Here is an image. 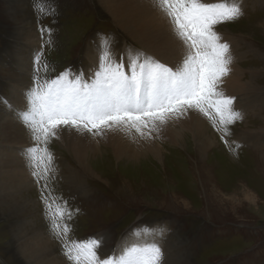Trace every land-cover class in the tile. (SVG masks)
Returning a JSON list of instances; mask_svg holds the SVG:
<instances>
[{
  "label": "rangeland",
  "instance_id": "1",
  "mask_svg": "<svg viewBox=\"0 0 264 264\" xmlns=\"http://www.w3.org/2000/svg\"><path fill=\"white\" fill-rule=\"evenodd\" d=\"M68 1L63 6L59 2L25 0L24 12H21L22 6L17 2L0 0V101H7V104L0 102V118L12 107V85L33 82L27 74L32 70L35 73L38 53L41 64H47L39 73L44 79L55 78L66 70L77 74L88 72L90 62L85 53H98L105 38L111 40L112 51L119 54L131 48L142 50L139 44L128 39L130 31H123L103 16L108 14L97 0ZM227 1L239 3L243 15L217 27L237 35L232 37L230 46L233 60L240 58L247 47L254 50L241 64L246 74L257 76L256 86L262 88L249 90L253 91L251 94L249 91L235 94L234 104L250 103L254 109L248 111L250 115L244 121L249 123V130L257 131L264 126V0ZM16 11L22 13L19 18ZM16 20H26V23L23 26L15 23ZM20 59L24 61L19 62ZM243 123L238 120L229 126L228 143L220 141L219 149L210 152V159L205 162L196 152L199 159L195 158L192 149L187 148L185 152L169 151L163 166L153 159L126 164L132 159L125 156L117 159L123 163H116L109 155L96 157L98 153L108 152L99 145L98 152H89L90 167L97 177L80 168L71 151L64 149L61 142L59 146V139H53L47 147L54 157L55 172L49 176L47 188L41 181L40 185L12 191V196L0 197V264H30L21 255L20 246L24 238H27L25 244H30L34 237L44 245L43 264H73L65 255L64 242L50 231L51 221L46 218L41 199V192L48 191L50 199L61 206L66 202L71 212V219L64 220L70 227L67 241L102 238L103 244L98 250L101 258L114 253L118 256L126 246L136 244L134 240L148 234L158 236L165 255L168 254V257L163 255V264H180L184 257L179 253L184 254L183 251L191 253L188 260L193 258L192 264H264V150L259 151L252 142L244 145L236 141L235 135ZM1 128L0 120V133ZM210 130L217 139L221 138V133L212 125ZM230 151L241 165L235 167L227 162ZM191 158L196 160L195 170L191 167ZM240 185L259 196L255 209L244 202L234 209L230 207L231 202L222 204L211 196L206 202L200 196V189L206 190L203 193L207 196L217 190L224 195L239 194ZM175 198L179 203L181 198L190 202L187 209L192 210L191 214L186 215L177 205L173 208ZM167 223L172 225L173 233L180 229L187 237V244L174 245L181 236L173 238ZM161 229L165 240L158 235ZM122 241L125 245L121 246Z\"/></svg>",
  "mask_w": 264,
  "mask_h": 264
},
{
  "label": "snow or ice",
  "instance_id": "2",
  "mask_svg": "<svg viewBox=\"0 0 264 264\" xmlns=\"http://www.w3.org/2000/svg\"><path fill=\"white\" fill-rule=\"evenodd\" d=\"M155 4L181 46V59L174 66L131 51L127 62L123 56L117 59L111 40L105 38L89 79L70 70L41 79L39 73L47 64L42 65L41 54L36 55L33 85L25 93L27 107L17 116L33 141L24 156L37 185L44 181L47 188L48 178L55 172L47 145L65 130L93 138L123 133L134 142L150 141L170 123L196 113L206 117L228 143L229 126L243 117L234 108L235 98L221 87L231 72L233 57L230 45L216 29L238 20L242 8L237 2L206 0H155ZM0 102L7 104L6 100ZM50 197V191L41 192L50 231L64 242L65 255L73 264H163L162 249L155 241L126 246L118 256L114 253L105 258L98 254L102 238L67 241L70 227L64 220L71 219V212L66 202L61 206ZM163 233L161 229L158 235L162 238Z\"/></svg>",
  "mask_w": 264,
  "mask_h": 264
},
{
  "label": "bare ground",
  "instance_id": "3",
  "mask_svg": "<svg viewBox=\"0 0 264 264\" xmlns=\"http://www.w3.org/2000/svg\"><path fill=\"white\" fill-rule=\"evenodd\" d=\"M9 1L10 4L12 2H17L16 3L17 5L22 6L20 7L22 8L21 12H24L22 3L25 0H9ZM40 1H45L46 3L59 2L60 5L64 6V4L67 5L66 2L68 0H40ZM97 1L104 7L108 15L103 13L101 14L107 17L111 22H115L116 24H118L123 31L125 32L130 31L131 38L128 37V39L133 43L136 42V44H139L140 47L142 48V50H135L131 48L123 51L122 54H119L118 52H113L116 55L117 59L123 56L125 57V62H127V56L131 51V52L143 53L145 56L152 57L155 60L165 63L169 66H174L179 62V60L181 59V46L179 45L178 41L173 37L169 22L165 17L164 13L160 11L158 7H156L155 0H97ZM219 1L232 3L227 0H223V1L206 0V2L209 3H215ZM16 13H17V18H19L22 14V13L19 14L17 11ZM15 23H19L20 25L24 26L26 20L25 21L16 20ZM216 30L221 35L222 41L227 42L228 44L231 43L230 46H232L233 44L232 37L236 38L237 35H234L227 28H225L224 30H220L217 27ZM238 35L241 36V34ZM249 49L250 48L247 47V50L243 52L241 57L236 60H233L232 64L230 65V68L232 66L234 67L231 69L230 74L226 78H224V82L221 85L224 93L227 96L234 97L235 94H241L251 89L262 90L261 87L256 86L257 84L255 79L257 78V76L246 74L245 68L241 64V61L245 59V57H247L248 53L254 52V50L252 49H250L249 52L248 51ZM85 56L89 59L90 66L88 68V72H84L83 74L85 79H89L92 75V72L97 67L98 53H92L90 51H86ZM23 61L24 59H20L19 62H23ZM27 75L30 77V80L31 79L33 80L34 71L33 70L30 71L29 74ZM32 85H33L32 81L31 82L21 81L17 84L12 85V89H11L12 107L10 109L11 111L9 110L7 114H4L0 118L2 122V128L0 133V139H1L0 197L12 196L10 194L12 191H16L26 187H32L37 184L34 178L32 177V175L30 174L28 167L26 166V161L24 156L25 150L32 146L33 141L29 135L28 129L24 126V124L17 116L18 112H23L26 110L27 105L25 101V93L32 87ZM234 91H238V92L235 93ZM252 92L253 91H249L248 94H251ZM234 98H237V96ZM234 108L236 111L241 113L243 117L241 120H243L244 122L242 124L243 128L240 130L238 129V133H236L235 135L237 137L236 141L243 143L244 145L245 144L250 145V143L252 142L255 144V146L258 147L259 151L264 150V141H263L264 126H261L257 131L254 129L249 130V128L247 127L249 123L247 121H244V119L246 120L245 117L247 115H250L248 114V111L253 110L254 108L252 109L250 103L248 102H246V105L234 104ZM260 117L261 116L259 115V119ZM262 121H264L263 118ZM210 129H211V124L207 118L205 119L201 115H198L196 113H191L187 118H183L181 120L170 123L161 131V133L157 138L150 141L138 140L137 145L131 138L125 136L123 133H111V132L106 133L104 138H100V137L93 138L88 134L80 135L73 130H65L60 133L58 139H59V146L61 142V145L63 146L64 149L71 151L73 157L75 158L80 168L82 166V168L85 170L87 174L97 177L90 167L91 159L89 157V152L91 151V153L93 154L98 152L99 145H101L102 148L108 149V152H105V154L98 153L96 157L109 155L110 159L116 163L119 162L117 160L118 158L125 156L132 159V161H128L126 162V164L134 165L143 159H153L157 164L163 166L164 161L167 158L165 155L166 154L170 155L169 151H173L177 149L179 150V152H185L187 148L192 149L195 158L199 159L197 155L199 154L200 159L204 160L205 162L206 160L210 159L209 158L210 152L215 151L216 148L219 149L220 141L221 142L223 141L219 136H218L219 139H217L216 135L213 134ZM141 154H144L142 155L143 157H139ZM191 159L193 161V163H191V167H193L195 170L196 160H194V158ZM228 161L230 163H233L235 167L237 164L238 165L240 164L237 163V159L234 160L231 151H230V159L227 160V162ZM119 163H123V162H119ZM238 169L239 168H237V170ZM199 184L200 185L202 184L201 180H199ZM240 188L241 190L239 191V194L236 193L234 195H224L221 192V190H217L216 192L215 191L211 192L208 187L210 191L209 193L210 195L209 196L204 195L206 190L200 189L201 190L200 196L205 197L206 199L205 198L203 199L206 202H207V198L209 200L212 198L214 200L217 199L222 204H224L223 202H231L230 207L234 209L236 207H239L243 202H244L243 204H246L249 208L255 209L258 205L257 202H259V196H257V194L255 193L249 192L247 189L244 188L243 185H240ZM189 204L190 202H188L184 198H181V203H179L178 199L175 198V205L172 207L176 208L175 206L177 205L182 211L186 212V215H188L189 213L191 214L192 211L190 209H187ZM167 206L171 207V205L169 204H167L165 207ZM166 225L168 226V230L172 232L173 238L175 237L179 238L178 235L181 236L179 240L173 242L174 245L180 247L181 243L178 244V242L187 244V237L180 232V229L178 230L176 229L177 232L173 233L174 229L172 225L170 223H167ZM26 239L27 238L23 239L24 243L20 246L21 255L24 258H26L30 262V264H43L44 260H43V255L41 254L44 250V245L40 243L39 242L40 240H37L35 237L33 238V242H31L30 244L27 243L25 244ZM162 239L165 240L166 237H162ZM146 240L148 242L155 241L162 249V243L160 240H158V236L151 237L148 236V234L141 235V237L137 240H134V242L136 244H143ZM122 245H125V241H122L121 246ZM118 246H120V244ZM162 253L165 257H168V254L165 255L163 249H162ZM181 253H179V255L181 257H184V259L183 262H181L180 264L193 263L194 261L193 258H190L188 260V256H191V253H189V251L187 252L183 251L184 254Z\"/></svg>",
  "mask_w": 264,
  "mask_h": 264
}]
</instances>
